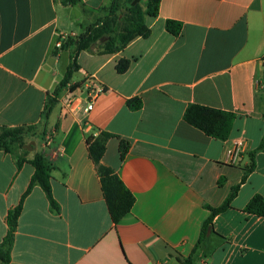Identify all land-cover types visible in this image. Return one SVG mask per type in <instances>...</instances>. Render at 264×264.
I'll return each mask as SVG.
<instances>
[{
	"label": "crops",
	"instance_id": "obj_1",
	"mask_svg": "<svg viewBox=\"0 0 264 264\" xmlns=\"http://www.w3.org/2000/svg\"><path fill=\"white\" fill-rule=\"evenodd\" d=\"M0 0V126L39 125L49 95L59 88L45 134L18 169L0 149V243L8 213L19 205L39 152L52 166V190L60 213L35 186L18 219L10 264H264V217L245 210L264 197V0H161L146 16L149 37H137L115 53L106 38L77 57L78 70L60 87L73 46L57 48L63 35L78 37L104 18L113 0ZM148 0H123L124 7ZM168 20L182 23L179 36ZM69 37V38H70ZM66 43V41L64 42ZM130 59L118 73L119 60ZM96 92L86 111L88 87ZM142 99L132 110L130 99ZM190 104L235 114L226 140L208 136L184 119ZM107 131L102 163L135 196L132 211L114 224L87 139ZM244 137L245 152L229 164L225 147ZM130 147L121 159L120 143ZM251 169V170H250ZM247 178L243 181L246 172ZM221 182V184H220ZM239 185L231 206L213 217Z\"/></svg>",
	"mask_w": 264,
	"mask_h": 264
},
{
	"label": "trees",
	"instance_id": "obj_2",
	"mask_svg": "<svg viewBox=\"0 0 264 264\" xmlns=\"http://www.w3.org/2000/svg\"><path fill=\"white\" fill-rule=\"evenodd\" d=\"M122 1L123 0H113L111 6L104 9L108 11V14L104 18L88 26L85 32L78 37H70L66 43H64L63 47L73 46V53L72 62L60 87L65 86L70 81L73 72L78 70L77 57L79 53L84 50H91L99 39L106 38L105 43L102 45L103 52L115 53L125 48L137 37L147 38L150 36L151 30L146 24V16H158L161 0H148L145 10L140 4L124 7ZM63 4L72 6L79 5L83 7L84 12L87 11L82 0H63ZM182 26L181 22L175 20H168L166 23L167 31L174 36L180 35ZM130 65V59H121L117 63L116 69L118 73L123 74L128 71ZM58 93L59 88L53 95L48 96L42 113V121L39 125H25L19 127L0 126V149L16 156L18 169L22 167L27 159L17 154L20 151L27 153L24 148L27 139L42 137L45 134L48 120L57 104ZM128 106L132 110H138L143 106L142 99H130L128 101ZM235 117V114L232 112L198 104H190L184 113L186 122L200 129L208 136L220 140H226L228 138ZM113 137H115V135L110 132L100 131L97 135H90L87 139V143L89 155L96 166L110 215L114 224H118L132 211L136 199L118 174L112 168L102 163V159L107 150L108 141ZM129 147L130 145L128 142L121 141L120 154L122 160L125 158ZM263 148L264 137L260 146V149ZM29 162L34 166L35 172L19 205L11 209L8 213L9 230L2 243H0V264H10L11 262V253L18 219L23 209L24 200L35 186L42 187L46 193L52 212L60 213V206L54 198L52 190V166L50 162L44 154L39 152L35 153L34 157ZM250 170L246 172L243 181L246 180ZM239 187L240 186L237 185L232 189L230 195L221 206H206L211 211V216L203 224L201 237L196 249L204 242V239H206L213 217L231 206V202L236 197ZM245 210L249 213L264 217V197L255 195L248 202ZM182 263L192 264V257L183 259Z\"/></svg>",
	"mask_w": 264,
	"mask_h": 264
},
{
	"label": "built area",
	"instance_id": "obj_3",
	"mask_svg": "<svg viewBox=\"0 0 264 264\" xmlns=\"http://www.w3.org/2000/svg\"><path fill=\"white\" fill-rule=\"evenodd\" d=\"M70 36L69 35H63L61 37V40L56 44L57 48H62L64 45V42L68 40ZM91 87H88V97L90 98V101L88 102L87 107L85 108L86 111H90L93 109L94 106V99L96 96V92ZM247 146V141L244 137H238L233 139L230 143H228L225 147V159L226 162L229 164H236L238 163L239 159L241 158L242 154L245 152Z\"/></svg>",
	"mask_w": 264,
	"mask_h": 264
},
{
	"label": "water",
	"instance_id": "obj_4",
	"mask_svg": "<svg viewBox=\"0 0 264 264\" xmlns=\"http://www.w3.org/2000/svg\"><path fill=\"white\" fill-rule=\"evenodd\" d=\"M34 146H35V142L33 141V142L29 143V144H25L24 148L28 149V150H32L34 148Z\"/></svg>",
	"mask_w": 264,
	"mask_h": 264
}]
</instances>
